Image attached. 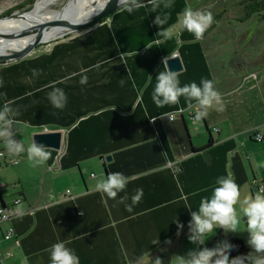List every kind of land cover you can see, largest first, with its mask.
Here are the masks:
<instances>
[{
  "label": "crops",
  "instance_id": "1",
  "mask_svg": "<svg viewBox=\"0 0 264 264\" xmlns=\"http://www.w3.org/2000/svg\"><path fill=\"white\" fill-rule=\"evenodd\" d=\"M262 2L174 0L165 10L170 18L164 29L173 33L167 40L157 35L162 28L153 24L156 13L149 12L150 6L131 14L117 9L79 33L0 62V93L6 94L0 106L12 102L20 113L15 139H26L27 148L34 133L61 132L59 150L46 148L51 158L38 167L27 155L19 162L0 145L6 154L0 178L13 173L0 184V203L19 196L21 209L34 210L10 220L20 242L13 246L0 240L1 251L14 253L4 263L50 264L51 246L63 242L80 264H133L138 256L144 262L154 247L168 253L188 240L190 211L211 196L218 177L240 178L241 151L258 142L256 131L264 135ZM188 7L213 15L201 40L179 30ZM173 53L182 64L175 71L180 86L213 81L224 111L212 109L197 121L192 118L195 101L180 97L175 105L154 104L156 75L168 71L162 58ZM33 69L40 75L33 76ZM82 76L87 77L83 85ZM54 88L67 96L63 109L49 101ZM179 109L172 120L166 118ZM101 163L105 174L90 172ZM10 165L18 166L7 171ZM114 172L129 182L111 199L95 185ZM138 188L143 197L129 212L119 201L127 195L130 204ZM178 224L183 228L178 230Z\"/></svg>",
  "mask_w": 264,
  "mask_h": 264
},
{
  "label": "clouds",
  "instance_id": "2",
  "mask_svg": "<svg viewBox=\"0 0 264 264\" xmlns=\"http://www.w3.org/2000/svg\"><path fill=\"white\" fill-rule=\"evenodd\" d=\"M110 0H103L106 5ZM117 8L132 12L140 8H149V12L156 13L153 24L162 28L157 33L167 39H171L173 33L165 30L170 14L165 11L174 6V0H116ZM214 18L211 12L185 8L179 20L180 32L187 31L196 40H201L204 33L213 24ZM33 76H39L40 70L33 69ZM0 78V87L3 86ZM80 83L86 84L87 77L82 76ZM123 84V80H121ZM6 94L0 93V97ZM180 97H184L191 104L196 102L197 111L194 119L200 121L207 118L209 111H224V100L220 92L214 86V82L202 78L200 84L192 82L180 86L175 72L163 71L156 75V84L152 93V101L157 107L175 105L179 103ZM49 101L54 108L63 109L67 104V96L62 89L54 88L49 93ZM19 110L12 106V102L5 101L0 106V142L3 143L7 153L13 157L27 152V158L33 167L44 165L50 158L51 153L46 146L36 143L33 139L31 144L25 148L22 141L15 139L17 129L15 127L19 116ZM95 179V176L93 175ZM128 178L122 173L114 172L99 179L95 185L97 192H103L108 198L116 199L117 195L124 191L128 184ZM218 185L212 190L210 197L201 199L197 211H190L191 219L188 224V240L195 247L185 255L179 256L180 264H264V187L259 188L258 193L249 195L243 201L242 213L246 218V232L248 234L246 244L250 251L246 254L237 255L230 259V251L235 249L227 239L220 240L214 247H204L206 238L216 229H221L225 235L238 233L240 219L237 216L235 205L240 200V189L234 178L221 176L216 180ZM143 197V189L138 188L131 196V203H126L128 196L120 199L125 204L127 211L131 212ZM19 203V202H17ZM178 230L183 225H177ZM157 243V241H156ZM170 243V241L168 242ZM50 264H80L79 257L73 250L65 246L63 242H57L50 248ZM133 264H143V257L138 256ZM151 264H163L161 258L151 259Z\"/></svg>",
  "mask_w": 264,
  "mask_h": 264
},
{
  "label": "rangeland",
  "instance_id": "3",
  "mask_svg": "<svg viewBox=\"0 0 264 264\" xmlns=\"http://www.w3.org/2000/svg\"><path fill=\"white\" fill-rule=\"evenodd\" d=\"M35 1L36 0H32L31 2H30V0H0V17H2L1 19L10 20L14 15H16L18 13L21 14V13H24V12H27L28 10H30V8L33 6ZM68 1L69 0H56L55 2L52 3V5L50 6V9L58 11L61 8H63V6ZM95 3H96V0H92L89 3L82 5L80 10L78 11V14L87 12L90 8H92V6ZM70 35H72V34H70ZM60 38H62V37H60ZM2 39H0V40H2ZM45 43H48V42H44V43L39 44L34 49V51H36V49H38L39 47L43 46ZM1 62H3V61H1ZM19 140L22 141L23 144L25 145L24 141H26V139L22 138ZM27 140L31 141L32 139L30 137V139H27ZM0 145L4 146L1 143H0ZM28 145H30V144H28ZM251 145H252V148L250 151H247V152L244 150L241 151V155L243 158V161L241 162L242 173L239 176L240 178H238V179L234 178L235 182L237 183V185L239 186V189H240V200L235 205L237 216L240 219V224L238 226V233H228L229 235L232 234V237L234 236V237L242 238L245 243H246L248 234L246 232V218L243 217V213H242L243 201L245 199H247L249 195L254 196L255 194L258 193V187H257L258 185L264 187V142L263 143H260V141L252 142ZM26 155H27L26 151L24 153H22L21 155H19L18 156L19 162ZM14 166L15 165H13V166L10 165V166L4 167V168L7 171H10L9 169L14 168ZM17 166L18 165H16L15 167H17ZM105 170L106 169H105L104 165L101 163V166L99 168H92L90 172L95 174L97 172L103 171V174H105V172H106ZM11 174H13V173H11V171H10V174H8L7 172H4L5 177L2 178L3 180L0 178V184H1V182L8 183V180L6 177H9ZM230 176H231V174H230ZM253 180L256 181L257 183H254ZM220 232H221V234L218 237V239L216 240V242L212 243V241L217 237V235ZM227 235H225L221 229L214 230L213 233H211L209 235V237L206 238V242H205L204 247H208V248L214 247L217 244V242L225 239ZM227 238H228V236H227ZM193 247H195V246L193 244H191L189 242V240H187L186 242L181 241L180 243H178V246L176 247V249H173L170 247L168 253L166 252V250L164 251L163 247H160V250H158V249H156V247H154L153 250L150 251V254L146 257V260L143 262V264H151V259H155L157 257L161 258L162 261L165 259L163 261V264H180L179 256L185 255ZM249 251H250V248H249Z\"/></svg>",
  "mask_w": 264,
  "mask_h": 264
},
{
  "label": "bare ground",
  "instance_id": "4",
  "mask_svg": "<svg viewBox=\"0 0 264 264\" xmlns=\"http://www.w3.org/2000/svg\"><path fill=\"white\" fill-rule=\"evenodd\" d=\"M56 0H36L27 12L16 14L10 20L0 18V51L20 52L24 46L34 39L35 31L39 27L53 28L44 32L45 38L56 36L54 32L59 27L78 23L96 13L102 6L103 0H96V3L85 13L78 11L82 5L92 0H69L60 10H51L50 6ZM41 19V20H40ZM9 44V45H8Z\"/></svg>",
  "mask_w": 264,
  "mask_h": 264
},
{
  "label": "water",
  "instance_id": "5",
  "mask_svg": "<svg viewBox=\"0 0 264 264\" xmlns=\"http://www.w3.org/2000/svg\"><path fill=\"white\" fill-rule=\"evenodd\" d=\"M117 9V3L116 0H110L109 3L106 5L103 4V6L94 14L90 15L87 19L81 22H74L69 25L59 27L57 29H54L57 32L56 36L52 38H45L44 32L47 30L49 32L53 28H46L45 27H39L35 32L34 39L30 40L24 48L18 52V51H12L5 53L4 51H0V61L7 62L10 60H14L16 58L23 57L25 55H28L30 52H33L34 49L41 43L53 41L55 39H58L60 37L64 38L66 36H69L73 33H79L85 28H88L92 25H95L99 23L101 20L106 19L110 14L115 12ZM10 15V14H9ZM5 17V16H4ZM2 18V17H0ZM166 66L168 68V71L177 72L182 69V64L180 62L179 57H170L166 60ZM32 139L38 143L43 144L46 146V148H53L58 149L60 148V142H61V132L59 131H51V132H38L34 133L32 136ZM111 157L107 156L105 160H109Z\"/></svg>",
  "mask_w": 264,
  "mask_h": 264
},
{
  "label": "built area",
  "instance_id": "6",
  "mask_svg": "<svg viewBox=\"0 0 264 264\" xmlns=\"http://www.w3.org/2000/svg\"><path fill=\"white\" fill-rule=\"evenodd\" d=\"M177 57L176 53H173V55L171 57ZM168 58L163 57L162 61L166 62ZM197 110V109H196ZM182 110L179 109L177 111H173L170 112L166 115V118L168 120H172L174 117H176V114L181 113ZM195 114H193L194 118ZM254 139L257 141H262L264 138V135L260 134L259 131H256L254 133ZM5 152L0 150V159L3 160L5 158ZM10 163H17V159L11 157L9 160ZM255 183V181H254ZM11 186H13V184H11ZM258 190L259 188L263 187V186H257ZM66 192H69V190H66ZM21 197H13L11 198V200L8 203H0V240H3L4 242H9L11 244H13V246H17L19 244V238L17 237V235L15 234L14 230H13V226L9 223L10 220L12 218H15L17 216H20L22 214L28 213L31 214L33 213V208H29V209H21L20 208V203H21ZM19 202V203H17ZM14 253L12 252L11 249H6L5 251H1L0 249V262L1 264H20V263H15L12 261H7L6 263H4V259H11L13 258Z\"/></svg>",
  "mask_w": 264,
  "mask_h": 264
},
{
  "label": "trees",
  "instance_id": "7",
  "mask_svg": "<svg viewBox=\"0 0 264 264\" xmlns=\"http://www.w3.org/2000/svg\"><path fill=\"white\" fill-rule=\"evenodd\" d=\"M32 0H30L31 2ZM146 1V0H145ZM262 6L264 5V2H262L261 4ZM102 21V20H101ZM93 26V25H92ZM1 62V61H0ZM212 138L209 139V144L210 145L212 143ZM221 232L217 235V237L212 241V243H215L216 240L218 239V237L220 236ZM228 241L235 245V249L230 251L229 253V257L230 259L232 257H235L237 255H241V254H246L249 251V247L247 246V244L244 242V240L240 237H232L230 239H228Z\"/></svg>",
  "mask_w": 264,
  "mask_h": 264
}]
</instances>
